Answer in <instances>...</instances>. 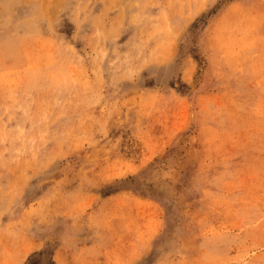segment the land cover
Masks as SVG:
<instances>
[{
	"label": "rangeland",
	"instance_id": "1",
	"mask_svg": "<svg viewBox=\"0 0 264 264\" xmlns=\"http://www.w3.org/2000/svg\"><path fill=\"white\" fill-rule=\"evenodd\" d=\"M0 264H264V0H0Z\"/></svg>",
	"mask_w": 264,
	"mask_h": 264
}]
</instances>
